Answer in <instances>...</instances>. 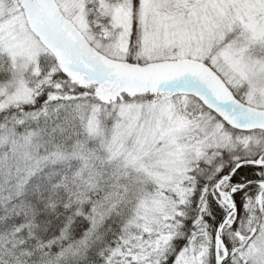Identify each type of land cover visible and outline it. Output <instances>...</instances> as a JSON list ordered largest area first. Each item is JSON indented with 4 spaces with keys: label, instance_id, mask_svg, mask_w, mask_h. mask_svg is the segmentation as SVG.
<instances>
[{
    "label": "snow or ice",
    "instance_id": "6c2138e0",
    "mask_svg": "<svg viewBox=\"0 0 264 264\" xmlns=\"http://www.w3.org/2000/svg\"><path fill=\"white\" fill-rule=\"evenodd\" d=\"M0 264H264V0H0Z\"/></svg>",
    "mask_w": 264,
    "mask_h": 264
}]
</instances>
